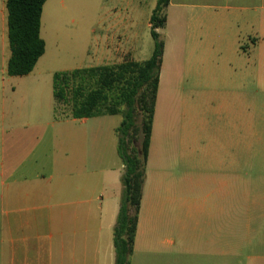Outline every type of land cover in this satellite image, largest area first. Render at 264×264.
<instances>
[{"label": "crops", "instance_id": "1", "mask_svg": "<svg viewBox=\"0 0 264 264\" xmlns=\"http://www.w3.org/2000/svg\"><path fill=\"white\" fill-rule=\"evenodd\" d=\"M6 1L0 0V264H115L114 226L124 168L118 153L119 126L101 143L94 123L86 128L80 125L74 147L69 151L62 143L57 155L50 144H26L19 134L7 136L8 131L32 128L38 139L43 129L32 122L19 126L8 121L18 116L11 113L10 117L4 108V64L8 66L11 57ZM166 15V26L158 30L164 54L131 264H228L234 255L229 252L221 205L227 197V164L216 156L204 160L205 173L198 175L202 182L196 184L195 174L188 170L195 162L187 159L186 171L177 176L179 164L173 154L180 115L163 109L162 72L170 57L185 55L189 67L197 69L226 68L241 63L244 56L248 64L255 63V50L264 52V0H170ZM90 31L106 64L122 63L138 50L135 20L131 14L120 16L116 8L107 21H94ZM209 81L208 128L215 133L222 126H214V118L215 125L222 121L225 127L234 114L236 119L239 114L241 127L244 82L239 81L234 92L222 94L218 79ZM95 118L99 117L72 120L87 124ZM10 139V147H5ZM211 144L221 146L214 134ZM27 150V157L21 159ZM31 152L33 157L28 159ZM178 201L185 211L176 214V225H155L169 204L173 213ZM188 222L195 225H180Z\"/></svg>", "mask_w": 264, "mask_h": 264}, {"label": "rangeland", "instance_id": "2", "mask_svg": "<svg viewBox=\"0 0 264 264\" xmlns=\"http://www.w3.org/2000/svg\"><path fill=\"white\" fill-rule=\"evenodd\" d=\"M157 2L49 0L43 11L41 27V37L47 44L46 54L36 70L29 76H10L7 73V62L4 64V108L10 117L11 113L18 116L16 119L8 118V121H16L19 126L28 122L42 125L43 133L38 134L36 139L37 134L33 133L32 128L26 131L17 129L14 133L8 131L7 136L19 134L20 142L26 144H50L53 152L43 153L52 152L57 155L62 143L67 144L69 151L71 145L74 147L76 127L83 125L86 128L94 123L100 131L102 143L103 136L121 125L122 116L99 117L87 124L73 121L68 106L59 105L57 109L53 95L54 74L107 63L106 57L104 59L97 54L95 39L90 30L94 21L101 18L107 21L113 8L122 17L131 14L136 22L138 50L127 58L136 61L149 59L155 43L149 23ZM254 55L253 64H248L244 56L241 63L215 70L189 67L186 55L176 60L170 57L162 72L163 109L180 115L178 145L173 154L179 164L177 176L181 178L186 171L184 160L187 159L195 162L188 170L195 174L193 181L196 180V184L202 182L198 175L205 173L201 165L204 160L216 156L227 164V197L221 205L226 213L225 233L229 252L231 254L233 251L234 255L229 256L228 264H264V52L258 48ZM213 78L218 79L217 89L222 94L232 90L234 92L238 82H244L241 127L239 114L237 119L234 114L232 121L225 127L222 121L215 125L217 119L214 118L213 125L222 126L221 131L215 130L212 133L208 128L206 97L211 91L209 80ZM213 134L221 143L218 148L211 144ZM11 141H7L5 147H10ZM140 144L141 141L138 142ZM29 152L27 150L21 159L27 157ZM101 153L104 155V152ZM32 157L31 152L28 159ZM116 159L121 163L117 156ZM35 161L33 159L30 162L33 168ZM108 189L111 191V188ZM181 205V201L174 204L172 213L169 204L167 213L155 225H176V214L182 216L185 211ZM202 215L200 217L204 221ZM200 225L205 224L201 222ZM188 235L193 236L192 233Z\"/></svg>", "mask_w": 264, "mask_h": 264}, {"label": "trees", "instance_id": "3", "mask_svg": "<svg viewBox=\"0 0 264 264\" xmlns=\"http://www.w3.org/2000/svg\"><path fill=\"white\" fill-rule=\"evenodd\" d=\"M47 1H6L11 49L8 75H29L45 54L41 25ZM169 3L170 0H158L150 18L155 43L149 59L126 58L119 64L57 72L53 77L57 109L59 105L68 106L72 118L122 116L117 135L124 168L120 208L114 226L115 264H131L134 253L164 54V42L158 30L166 26Z\"/></svg>", "mask_w": 264, "mask_h": 264}]
</instances>
